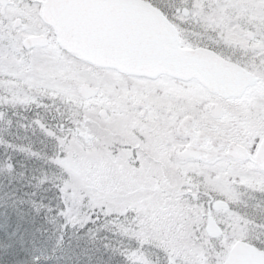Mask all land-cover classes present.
Instances as JSON below:
<instances>
[{
	"label": "snow or ice",
	"instance_id": "6c2138e0",
	"mask_svg": "<svg viewBox=\"0 0 264 264\" xmlns=\"http://www.w3.org/2000/svg\"><path fill=\"white\" fill-rule=\"evenodd\" d=\"M0 264H264V0H0Z\"/></svg>",
	"mask_w": 264,
	"mask_h": 264
}]
</instances>
